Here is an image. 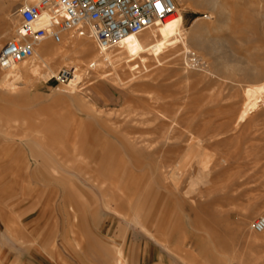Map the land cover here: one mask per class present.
Here are the masks:
<instances>
[{
    "label": "rangeland",
    "instance_id": "1",
    "mask_svg": "<svg viewBox=\"0 0 264 264\" xmlns=\"http://www.w3.org/2000/svg\"><path fill=\"white\" fill-rule=\"evenodd\" d=\"M32 1L0 0V47ZM215 2L173 0L181 38L154 43L146 30L131 37L144 38L143 48L127 57L119 42L107 49L120 52L112 65L95 70L80 56L73 91L40 75L0 85V191L9 187L0 194V264H113L111 243L125 264H264V233L251 230L264 216V0ZM80 42L97 51L73 33L59 49ZM188 52L198 66L187 64ZM256 97V110L239 120ZM190 135L200 139L192 153ZM31 150L55 170L34 169ZM21 153L24 171L11 163ZM66 165L84 184L77 200L65 197L68 180L48 179ZM97 179L104 188L89 194ZM15 205L33 210L24 222L37 220L34 254L18 236L27 227Z\"/></svg>",
    "mask_w": 264,
    "mask_h": 264
},
{
    "label": "built area",
    "instance_id": "2",
    "mask_svg": "<svg viewBox=\"0 0 264 264\" xmlns=\"http://www.w3.org/2000/svg\"><path fill=\"white\" fill-rule=\"evenodd\" d=\"M174 11L173 0H34L18 10L16 31L0 47V69L30 58L38 42L58 44L69 33L91 38L99 50L108 49L127 34L154 27ZM186 59L190 66L200 64L195 52H188ZM72 71L62 68L54 79L68 82ZM251 230L264 231V216L252 222Z\"/></svg>",
    "mask_w": 264,
    "mask_h": 264
},
{
    "label": "bare ground",
    "instance_id": "3",
    "mask_svg": "<svg viewBox=\"0 0 264 264\" xmlns=\"http://www.w3.org/2000/svg\"><path fill=\"white\" fill-rule=\"evenodd\" d=\"M202 2L205 5H209L210 7H215L216 4H217L215 2V0L214 1H212V0H202ZM176 12H177V10L175 8V11L172 14H170L163 21L158 23L161 26L157 30L154 29L155 27H151L149 29H146V30L150 31L151 32V36L153 38H155V42L154 43H161L160 42L161 39H165V37H168V36L170 37L171 33L177 34L181 38L180 32L179 31H175L172 28L174 26H179L180 16L178 14H176ZM196 22L197 21H195L193 23L194 29L196 30V32H199L201 27ZM3 27L6 30H8L9 29L8 23L4 22ZM146 30H144V31H142L140 33H137V34L138 35L142 34L143 32H146ZM15 31H16V28H15L14 32ZM137 34H127L119 41V42H124L125 43L122 51H120V52L126 53L127 57H130L132 55L130 53V47H141V48H143L141 46V43H142V41L145 40L144 38L140 39V40L136 39L135 41H133L131 39L132 36L135 37V35H137ZM158 37H159V39H158ZM60 43H58V44L53 43V44H55L54 47H47L46 43L43 40L38 42L36 44L37 47L33 46V48H32L33 49L32 50L33 51L32 52V56L27 59V60H29L28 63H26L27 60H24V61H22V62H20V63H18L16 65H13V66H11L9 68L1 69V70H3V73L0 76V85L8 86V85L16 82L18 79L20 80L22 78H26V77H30V76H36V75L42 76L43 77L42 79H44V80H47L48 78H54L57 75V72H55V71H53L51 69L50 65H51L52 62L57 61V62H60L61 64L62 63L66 64L67 62H71V63L74 62V64L71 65V67H70V68H73V71L71 73L70 79L67 82V84L63 85L64 88L67 89L68 91H73V88H75L81 82V78H78V76H76V77L74 76L76 73L81 72L80 71V59H79L80 56H83V55L89 56V61L86 64V66H87L88 69L95 70V67L97 66V64L100 67L102 65H104V64L105 65H107V64L112 65V62H114V58H116V55L120 54V52H118V50H117V52L113 53V52H108L107 49H104V50L97 49V51L94 52L93 51V46L91 44L92 42L91 43L90 42L77 43V44L72 46L73 48L71 49L70 53H62L61 50L59 49ZM154 43H151V45H153ZM34 47H36V48H34ZM184 49H186V48L183 46V50ZM187 64H188V62H187ZM82 73H83L82 76L83 75L85 76L86 74H88V72L86 73V71L82 72ZM260 101H261V99L256 97V99H254L253 102L249 103L247 105L245 111L238 116L239 120L242 119L243 117H245L247 114H250L251 112L256 110V108L258 107L257 103L260 102ZM185 141H186V148L185 149H187L188 151L190 150L189 152H191V151L193 152L195 147L200 142V139H198L194 135H190L188 138H186ZM198 146H200V144ZM191 149H193V150H191ZM196 150L197 149H195V151ZM191 156H192V154H191ZM203 160L204 159H202V161ZM202 161H201V164H203ZM197 163H200V162L198 161ZM122 197L123 196H121V198ZM3 214H4V212H3ZM243 224H245V223H243ZM261 233H264V231L260 232V234Z\"/></svg>",
    "mask_w": 264,
    "mask_h": 264
},
{
    "label": "crops",
    "instance_id": "4",
    "mask_svg": "<svg viewBox=\"0 0 264 264\" xmlns=\"http://www.w3.org/2000/svg\"><path fill=\"white\" fill-rule=\"evenodd\" d=\"M31 152H32V150H31ZM38 156H40V155L37 153L32 152L30 154V157L32 159H36V158H38ZM25 157L27 159H29L26 154L21 153L20 155H17L11 161V163L16 168H18V170L24 171L23 163H24ZM39 158H41V159L40 160L36 159L37 161L35 163L34 169L51 168L52 170H55L54 162L51 159L43 158V157H39ZM66 166L67 167L64 168V171L61 173L59 178H55L52 175H49L48 179H52V180L66 179V180H68L71 183V189H70L71 195H67V196L65 195V197H69L68 200H70V201L77 200V199H79V196H82V188L81 187H83L84 184L77 176H75L72 173L73 168L70 165H66ZM55 172H57V171H55ZM98 177H99V174L96 176V178H98ZM102 182H104V179H101V180L97 179L95 185L87 183L88 185H86L87 187L86 186L85 187L88 189V193L89 194L92 193L91 192V186H93L99 190H102L104 187L101 188L99 186V184ZM81 185H83V186H81ZM6 189H9V187L5 186L4 188L1 189V191H0L1 197L4 194V192L6 191ZM63 194H64V191H63ZM13 211H14V214H15L17 221L22 222V224L27 227L25 232L18 235V236L22 237V242H29V246L27 248H24V249L26 251L34 254V251L40 246V235L37 231V220L35 217H32L29 221H26V222L23 221V218L25 215L24 212H26L27 215H30L33 212V210H30L26 206L15 205ZM111 245L113 247V256H112L113 262L112 263L113 264H125L121 248H117L116 244H114V243H111ZM58 264H62V263H58Z\"/></svg>",
    "mask_w": 264,
    "mask_h": 264
},
{
    "label": "snow or ice",
    "instance_id": "5",
    "mask_svg": "<svg viewBox=\"0 0 264 264\" xmlns=\"http://www.w3.org/2000/svg\"><path fill=\"white\" fill-rule=\"evenodd\" d=\"M157 7H159V5H157Z\"/></svg>",
    "mask_w": 264,
    "mask_h": 264
}]
</instances>
